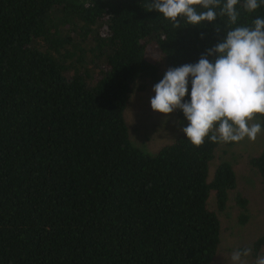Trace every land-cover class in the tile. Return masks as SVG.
I'll use <instances>...</instances> for the list:
<instances>
[{
    "label": "trees",
    "instance_id": "obj_1",
    "mask_svg": "<svg viewBox=\"0 0 264 264\" xmlns=\"http://www.w3.org/2000/svg\"><path fill=\"white\" fill-rule=\"evenodd\" d=\"M243 3L231 27L264 17V5L248 14ZM143 4L0 0V264H218L219 213L234 201L238 222L250 221L232 164L210 178L220 142L210 132L192 146L181 110L173 144L152 155L132 141L134 93L229 30L226 17L177 29ZM190 92L189 78L185 101ZM250 163L264 188V151ZM254 247L264 255V231Z\"/></svg>",
    "mask_w": 264,
    "mask_h": 264
},
{
    "label": "clouds",
    "instance_id": "obj_2",
    "mask_svg": "<svg viewBox=\"0 0 264 264\" xmlns=\"http://www.w3.org/2000/svg\"><path fill=\"white\" fill-rule=\"evenodd\" d=\"M240 0H144L146 12L156 11L179 29L181 20L189 26H203L226 17L229 28L224 39L202 54L195 64L169 68L154 85L151 109L167 117L183 112L188 124L182 128L186 140L198 148L209 137L213 143L255 141L260 122L251 123L257 114L264 117V17L252 26L235 25L240 16ZM264 0H244L243 10L251 14ZM219 33L221 28L215 26ZM214 57V62L209 60ZM191 79L190 101H185ZM252 249H237L230 254L231 264H245ZM254 264H264L258 255Z\"/></svg>",
    "mask_w": 264,
    "mask_h": 264
},
{
    "label": "rangeland",
    "instance_id": "obj_3",
    "mask_svg": "<svg viewBox=\"0 0 264 264\" xmlns=\"http://www.w3.org/2000/svg\"><path fill=\"white\" fill-rule=\"evenodd\" d=\"M149 55L162 62L160 54L150 49ZM152 87L136 91L127 111V122L131 129L134 145L144 152L155 155L163 147L173 144L181 135L175 113L165 117L151 109L150 99L155 95ZM260 122L257 119L251 123ZM264 151V129L255 141L247 137L228 147L220 142L216 157L210 164V178L221 163H231L238 178V192L249 200L250 221L246 225L238 222V211L231 201L227 211L219 213L223 224L222 245L216 258L218 264H231L230 254L237 249L251 248L252 254L243 258L245 264H254L256 259L255 241L264 231V188L257 171L250 163L251 158ZM234 198V196L232 197ZM210 208L217 210L215 197L210 198Z\"/></svg>",
    "mask_w": 264,
    "mask_h": 264
}]
</instances>
